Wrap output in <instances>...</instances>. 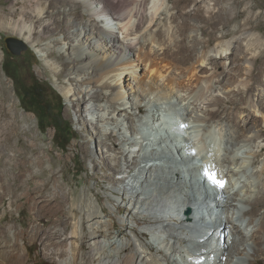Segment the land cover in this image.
I'll use <instances>...</instances> for the list:
<instances>
[{"label": "bare ground", "instance_id": "bare-ground-1", "mask_svg": "<svg viewBox=\"0 0 264 264\" xmlns=\"http://www.w3.org/2000/svg\"><path fill=\"white\" fill-rule=\"evenodd\" d=\"M149 5V0H27L13 6L19 12L12 17L0 15V26L30 45L47 39L41 48L50 55L63 39L77 41L76 57L66 60L60 51L61 68L55 70L64 74L69 68L66 79L80 82L92 101L85 104L99 137L94 167L101 162L119 175L111 181L122 198L118 207L109 214L100 196L91 198L80 208L65 248H53L49 257L59 264H206L213 257L214 264H264V80L252 86L250 78L253 49L263 38L244 30L219 41L215 50L226 58L219 74L210 54L184 68L165 61L175 49L166 46L170 33L156 37V20L171 9L155 2L150 6L155 22L143 27ZM86 15L90 20H83ZM104 17L114 26H101ZM67 21H72L69 34ZM49 31L55 36L47 37ZM240 38L246 41L247 66L235 78ZM259 70L264 74V66ZM117 84L123 92L132 90L110 97L105 90L114 91ZM238 90L247 93V112L222 107ZM104 98L106 105L100 102ZM175 98L181 119L167 109ZM139 111L150 114L149 120L137 118ZM170 128L180 140L172 138ZM206 168L225 182L223 187L211 183ZM124 210L118 223L115 215ZM1 244L6 257L0 253V264H10L19 243Z\"/></svg>", "mask_w": 264, "mask_h": 264}, {"label": "rangeland", "instance_id": "rangeland-1", "mask_svg": "<svg viewBox=\"0 0 264 264\" xmlns=\"http://www.w3.org/2000/svg\"><path fill=\"white\" fill-rule=\"evenodd\" d=\"M25 1L0 0V8L3 6L6 9L3 12L1 8L0 15L12 17V14L19 12L13 6L25 5ZM158 1L164 2V6L168 5L171 9L170 14L160 13L156 20L160 22V29L156 31L157 39L160 40L169 32L172 41L167 42L166 46L175 48L173 54L168 52L170 47L163 49L164 53L168 52L166 62L187 68L198 65L204 55L210 54L209 60L219 74L223 71L226 58L216 52L217 43L240 36L244 30H251L263 38V43L253 49L256 54L251 57L254 65V73L250 77L252 86L264 80V74L259 70L264 66V0H149V7ZM60 6L64 9L63 5ZM151 11L150 7L143 27L151 24ZM89 18L86 15L83 20L88 21ZM105 18L99 21L100 25L113 27L114 24ZM81 19H76L75 24ZM50 21L59 24L56 19ZM70 23L72 21L63 24L68 34L71 32L68 26ZM35 26L40 27L37 22ZM72 29L78 30L76 27ZM55 34L56 31H49L46 36ZM7 36L20 38L8 27L0 26V244L19 243L14 250L16 257L10 264H59L49 257V253L55 247L65 248L66 236L81 216V207L88 205L91 198L96 201L97 196H100L109 214L113 208L118 207L122 198L114 193L111 181L119 175L101 162L94 167L97 161L93 162L92 150L98 146L99 137L91 120L92 112L87 110L85 104L90 105L92 101L84 94L80 82L66 79L69 68L64 74H57L55 70L56 66L57 70L61 68V60L57 58L60 51L66 60L76 57L74 45L77 41L63 39V42L54 45L55 52L50 55L46 49L41 48L48 41L43 38L37 47L26 42L29 48L15 55L6 45ZM239 43L235 60L240 74L235 78L241 77L243 70L240 69L247 66L246 41L240 38ZM7 64L13 68L11 70L17 80L7 74ZM36 78L47 84L48 98L52 105L63 102L64 116L73 124L76 137L67 150H62L55 143L54 128L48 127L43 131L35 112L25 108L22 103L19 84H31ZM131 86L133 90L137 89L135 84ZM121 89L117 84L114 91L111 88L105 91L112 97L114 93L120 95L132 90L124 89L123 92ZM246 99L247 93L238 90L234 98L222 103V107L234 113L242 109L247 112V108L243 107ZM100 102L106 105L108 100L104 98ZM167 109L172 115H177L178 119L183 117L177 108L176 98L167 103ZM98 112L95 110L94 114ZM163 112H159V117H164ZM142 115L145 120H149L150 114L141 111L136 117ZM261 131L264 132V127ZM125 214V210L116 213L115 220L120 223ZM133 225L132 222L130 226ZM147 236L152 239L148 233ZM153 241L157 246V240ZM105 243L108 244V241ZM83 249L88 250L87 246ZM2 256L6 257L5 254Z\"/></svg>", "mask_w": 264, "mask_h": 264}, {"label": "trees", "instance_id": "trees-1", "mask_svg": "<svg viewBox=\"0 0 264 264\" xmlns=\"http://www.w3.org/2000/svg\"><path fill=\"white\" fill-rule=\"evenodd\" d=\"M7 64L5 70L13 79L17 80L16 74ZM21 90V100L25 108L35 112L39 119L41 129L44 131L48 127L55 130V143L62 150H67L76 137L73 124L64 116V104L62 101L58 105H52L48 98V86L39 79H33L31 84H19ZM61 100V99H60Z\"/></svg>", "mask_w": 264, "mask_h": 264}, {"label": "water", "instance_id": "water-1", "mask_svg": "<svg viewBox=\"0 0 264 264\" xmlns=\"http://www.w3.org/2000/svg\"><path fill=\"white\" fill-rule=\"evenodd\" d=\"M5 42L8 49L15 55H19L29 48V45L25 41L16 36H7Z\"/></svg>", "mask_w": 264, "mask_h": 264}, {"label": "snow or ice", "instance_id": "snow-or-ice-1", "mask_svg": "<svg viewBox=\"0 0 264 264\" xmlns=\"http://www.w3.org/2000/svg\"><path fill=\"white\" fill-rule=\"evenodd\" d=\"M205 176L211 180V183L215 186L223 187L224 181L219 179L215 173L210 172L207 168L204 170ZM191 259V257L189 258Z\"/></svg>", "mask_w": 264, "mask_h": 264}, {"label": "clouds", "instance_id": "clouds-1", "mask_svg": "<svg viewBox=\"0 0 264 264\" xmlns=\"http://www.w3.org/2000/svg\"><path fill=\"white\" fill-rule=\"evenodd\" d=\"M170 136V135H169ZM171 137V136H170ZM183 163V162H182Z\"/></svg>", "mask_w": 264, "mask_h": 264}]
</instances>
